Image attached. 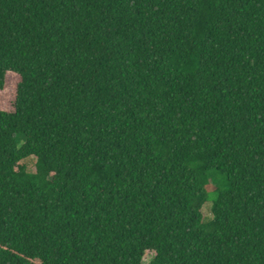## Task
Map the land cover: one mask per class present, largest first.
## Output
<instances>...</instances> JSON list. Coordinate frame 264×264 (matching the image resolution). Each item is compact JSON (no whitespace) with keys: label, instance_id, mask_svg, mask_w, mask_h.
<instances>
[{"label":"trees","instance_id":"16d2710c","mask_svg":"<svg viewBox=\"0 0 264 264\" xmlns=\"http://www.w3.org/2000/svg\"><path fill=\"white\" fill-rule=\"evenodd\" d=\"M0 264H264V0H0Z\"/></svg>","mask_w":264,"mask_h":264},{"label":"rangeland","instance_id":"374dc122","mask_svg":"<svg viewBox=\"0 0 264 264\" xmlns=\"http://www.w3.org/2000/svg\"><path fill=\"white\" fill-rule=\"evenodd\" d=\"M8 80H10L9 82L11 83L12 82V78L10 75H8ZM2 104L3 106H6L7 103L5 102V100L3 101L2 100ZM26 165H27V169L32 171L34 169V165H33V158H27L26 160ZM219 184V183H218ZM209 202H205L202 207H201V211H202V214L205 215V216H208L209 215ZM151 253H147L144 257V262L150 257Z\"/></svg>","mask_w":264,"mask_h":264}]
</instances>
